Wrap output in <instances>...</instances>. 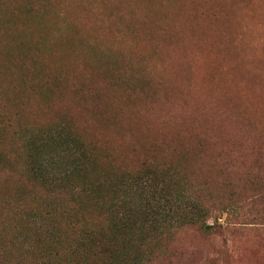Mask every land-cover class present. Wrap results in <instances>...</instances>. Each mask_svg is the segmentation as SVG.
<instances>
[{
    "label": "rangeland",
    "instance_id": "374dc122",
    "mask_svg": "<svg viewBox=\"0 0 264 264\" xmlns=\"http://www.w3.org/2000/svg\"><path fill=\"white\" fill-rule=\"evenodd\" d=\"M0 264H264V0H0Z\"/></svg>",
    "mask_w": 264,
    "mask_h": 264
},
{
    "label": "trees",
    "instance_id": "16d2710c",
    "mask_svg": "<svg viewBox=\"0 0 264 264\" xmlns=\"http://www.w3.org/2000/svg\"><path fill=\"white\" fill-rule=\"evenodd\" d=\"M58 133V135H55L57 138V145L55 146L57 149L56 152H51L49 150L42 151V160L32 155L31 167L35 170L37 177L39 176L42 178V181H51L53 183L64 179L76 168L78 163L76 160L77 155L80 154L78 156L79 158L87 156L94 146V144L86 142L83 139L75 137L69 138V136L63 135L61 132ZM86 148H90V151ZM55 153L57 154L54 156ZM146 187L150 190L152 200H155L153 193L158 194L161 192V189H163L158 187L157 184H154V182L152 183L150 180L145 184V188ZM167 190L168 193L171 191L170 189ZM166 197L168 198H164L165 200L162 202L166 204V206H169L171 200L177 198L174 194ZM181 208L182 205L180 204L179 210ZM180 211H182V209ZM151 214L155 216L160 215L158 212H151Z\"/></svg>",
    "mask_w": 264,
    "mask_h": 264
}]
</instances>
